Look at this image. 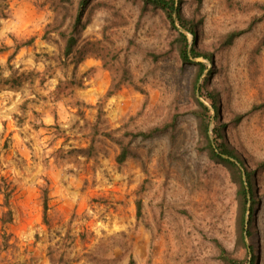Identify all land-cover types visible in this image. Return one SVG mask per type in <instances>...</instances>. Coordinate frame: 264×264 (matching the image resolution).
I'll return each instance as SVG.
<instances>
[{"label":"rangeland","instance_id":"obj_1","mask_svg":"<svg viewBox=\"0 0 264 264\" xmlns=\"http://www.w3.org/2000/svg\"><path fill=\"white\" fill-rule=\"evenodd\" d=\"M81 1L0 0V67L23 77L0 86V264H264V0H182L196 35L91 0L66 57ZM180 33L210 58L183 64ZM208 120L239 172L211 160Z\"/></svg>","mask_w":264,"mask_h":264},{"label":"trees","instance_id":"obj_2","mask_svg":"<svg viewBox=\"0 0 264 264\" xmlns=\"http://www.w3.org/2000/svg\"><path fill=\"white\" fill-rule=\"evenodd\" d=\"M91 0H82L80 3V8L78 10L77 14V19L73 24V28L70 31V36L66 41V46H65V52L64 55L66 57H70L73 53L74 50L77 46L78 39L81 36L82 32L85 30V25L83 24L85 12L87 8L90 5ZM146 6L152 7L156 10L162 11L167 19L171 22L174 28H176V22H178L179 27L192 34L196 35V32L192 27L188 25V23L184 20L182 16V8H181V3L182 0H141ZM177 20V21H176ZM239 37V34L237 33H231L227 39L225 40V45L230 46L232 43ZM180 41H181V48L179 50V55L180 58L183 62V64H190L191 60H196L201 57L205 58H210V56H206L205 54H201L196 52L195 46L193 45L191 48L188 43V39L185 36V34L180 33ZM33 43L32 41H29L27 43L22 44L23 46H29L30 44ZM18 49H20L19 46H17ZM9 48L4 47L0 49V55L3 54L4 52L8 51ZM12 57L10 58L9 63L11 62ZM197 66L199 67V73H198V79L205 73L207 70V66L202 64V63H197ZM11 67V66H9ZM12 69V68H10ZM4 69L0 67V86H8L11 89L21 87L22 83V78L21 76H18L17 73H12L9 78H4ZM198 81V80H197ZM203 107V105H202ZM204 108V107H203ZM206 110V108H204ZM214 110L219 114V106L217 104L214 105ZM161 132L159 128L152 130L149 133H140L137 137H141L143 139H149L155 136V134ZM212 136L210 138L209 133H210V123L208 120V123L204 126V131H203V136L206 138L207 143H208V151H209V156L211 160L220 162L221 164H224L229 167V169L236 170L239 172L240 167H243V162L240 160L237 152L233 150L229 144L224 140L221 129L218 127H214L212 129ZM129 157V152L128 149L123 147L122 145V152L118 158V162L120 164H123L126 162V160ZM244 168V167H243ZM249 174L247 172V181H240V186H239V198L241 200V204L243 206V211H244V220H243V225L245 223V212H246V205L249 200V196L252 197L253 192H252V183L249 181ZM12 192H6L5 193V203H4V208L7 209L3 216V223H11L12 222V210L10 208V197H11ZM255 203L253 204V206ZM48 209L47 204L45 205V210ZM141 212V206L140 204L138 205V213L140 215ZM5 218H8L6 220ZM251 219H249V224ZM250 235V232H248ZM131 264H134L132 261Z\"/></svg>","mask_w":264,"mask_h":264},{"label":"water","instance_id":"obj_3","mask_svg":"<svg viewBox=\"0 0 264 264\" xmlns=\"http://www.w3.org/2000/svg\"><path fill=\"white\" fill-rule=\"evenodd\" d=\"M177 21V20H176Z\"/></svg>","mask_w":264,"mask_h":264}]
</instances>
